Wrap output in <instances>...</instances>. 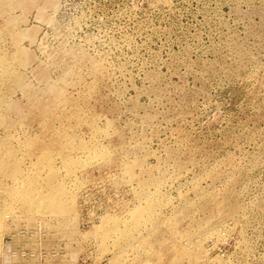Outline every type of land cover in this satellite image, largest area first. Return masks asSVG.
<instances>
[{
  "label": "rangeland",
  "instance_id": "obj_1",
  "mask_svg": "<svg viewBox=\"0 0 264 264\" xmlns=\"http://www.w3.org/2000/svg\"><path fill=\"white\" fill-rule=\"evenodd\" d=\"M0 264H264V0H0Z\"/></svg>",
  "mask_w": 264,
  "mask_h": 264
}]
</instances>
